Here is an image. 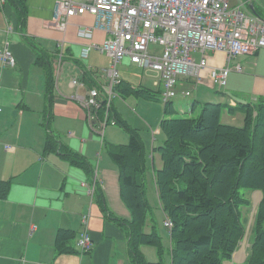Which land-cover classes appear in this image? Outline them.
Instances as JSON below:
<instances>
[{"label":"crops","instance_id":"1","mask_svg":"<svg viewBox=\"0 0 264 264\" xmlns=\"http://www.w3.org/2000/svg\"><path fill=\"white\" fill-rule=\"evenodd\" d=\"M17 1L18 6L13 0L0 1V49L8 44L15 58L13 66H3L0 61V182L9 183L6 196L0 197V264H132L127 230L114 219L129 220L131 213L121 197L118 167L106 148L107 144H126L129 135L124 129L103 124L109 117L123 119L136 130L149 133L143 136L139 132L146 153V196L152 200L153 195L158 205L154 175L162 162L155 148L163 138L155 143L154 135L160 133V125L154 123L147 108H140L143 103L135 100V95L122 96L120 92L109 110L105 107L104 114L101 110L97 114V108L88 115L75 95L85 96L89 89L96 88L102 101L109 84L106 69L110 60L94 47L85 57L82 55L88 45L103 42L107 34L92 29L94 18L87 13L72 16L65 28L50 25L56 0ZM241 1L230 3L235 6ZM251 2L264 20V0ZM243 9L251 12L249 6ZM81 29H92L91 36H82ZM154 47L150 45V50ZM43 54L49 60L51 87L47 70L38 60ZM206 60L209 67L201 70L197 86L190 78L179 80L177 97L186 100L192 96L189 110L193 101L225 104V123L243 124L240 104L254 105L264 100V48L231 59L229 65L239 66L240 70L231 71L224 86L211 78L210 67L226 66L225 54L207 52ZM120 64L121 88L162 90L157 74L151 76L149 86L146 69L136 65V70L127 58ZM73 80L77 84H72ZM186 91L190 94L186 95ZM127 101L140 108L144 121L130 115ZM163 111L164 104L160 120ZM137 119L144 128L136 125ZM49 136L55 139V146H67L84 156L92 173L73 164L56 149L46 150ZM95 187L102 191L101 197L97 198ZM252 195V201L259 198L256 191ZM159 208L162 211L160 205ZM61 229L73 234L66 242L71 251L59 252L56 248ZM86 231L92 248L81 252L77 241ZM168 244L170 251L169 230ZM247 246L249 243L240 245L233 254L235 260H245ZM143 249L150 252V248Z\"/></svg>","mask_w":264,"mask_h":264},{"label":"trees","instance_id":"2","mask_svg":"<svg viewBox=\"0 0 264 264\" xmlns=\"http://www.w3.org/2000/svg\"><path fill=\"white\" fill-rule=\"evenodd\" d=\"M13 3L20 5L17 0ZM255 14L261 18L256 10ZM38 60L47 70L51 87L49 60L44 54ZM121 82L115 85L116 94L160 100V91L121 88ZM105 104L102 100L97 114L100 110L104 114ZM163 104V118L159 122L163 141L155 148L162 166L156 170L154 181L159 205L172 222L169 228L171 264H264V100L254 105L240 104L238 109L244 114L242 126L222 121L226 107L222 103H200V111L191 116H176L171 101ZM198 105L193 101L191 112H195ZM231 110L233 108H229ZM109 120L110 117L105 124ZM115 120L129 135V140L126 144H107L106 148L118 167L121 197L131 218L114 219L127 230L132 264H161L147 261L140 250L141 245H151L157 252L162 251L158 233L144 231L149 203L143 141L139 132L126 121ZM45 148L56 149L73 164L92 173L84 156L67 146H55L52 136L47 138ZM8 186V182H0V197L6 196ZM254 191H260L262 198L249 227L247 255L243 262H234L233 254L246 235L249 221L246 213L243 218L241 208L250 209V194ZM94 193L97 198L103 195L99 187H95ZM72 236L67 230L58 231L56 248L59 252L71 251L66 242Z\"/></svg>","mask_w":264,"mask_h":264},{"label":"built area","instance_id":"3","mask_svg":"<svg viewBox=\"0 0 264 264\" xmlns=\"http://www.w3.org/2000/svg\"><path fill=\"white\" fill-rule=\"evenodd\" d=\"M249 3L250 0H242L233 6L230 0H56L49 24L65 28L72 16L87 13L94 18L92 29L107 34L103 42L88 45L82 56L94 47L110 59L106 69L109 84L103 99L109 110L117 96L113 85L120 81L117 66L126 58L157 74L163 84L159 95L162 103L174 98L176 86L183 78L192 79L197 86L201 70L209 67L207 52L225 54L226 66L210 67L211 78L224 86L229 73L240 70L239 66L229 65L231 59L264 48V20L243 9ZM92 29H81L80 33L90 37ZM150 45L155 47L150 50ZM59 48L61 59V43ZM0 61L3 66L15 64L8 44L0 49ZM72 84H77V80ZM75 97L88 115L100 105L96 88ZM109 123L114 125L115 121ZM83 219L86 222V216ZM163 223L166 228L172 227L167 217ZM77 247L81 252L91 250L92 239L87 231L81 234Z\"/></svg>","mask_w":264,"mask_h":264},{"label":"rangeland","instance_id":"4","mask_svg":"<svg viewBox=\"0 0 264 264\" xmlns=\"http://www.w3.org/2000/svg\"><path fill=\"white\" fill-rule=\"evenodd\" d=\"M232 1V0H230ZM231 4V3H230ZM103 55V61L106 62V56ZM108 58V57H107ZM109 59V58H108ZM110 60V59H109ZM131 66L133 68H136V70L138 69L136 64H131ZM117 69H123L121 67V64H118ZM140 70V69H139ZM148 73H145L146 79H147V83L149 86H152V78L151 76H154L156 73L153 70L150 69H146ZM131 73V72H130ZM177 90H176V95L174 96V98L172 99L173 104L175 106V108L178 110V113L176 114V116H191V115H196L199 111H200V104L198 105V108L196 109L195 112H191V110H189V103L192 100V96H188L186 98V100L184 98H179L177 97ZM135 100H137L138 102H142L143 106H141L140 108L142 109V107L147 108L152 115L154 116V123H159V120L162 116V105L163 103L161 102V100L159 101H155V100H149V99H141V98H136L133 97ZM117 101V99H116ZM128 102V101H127ZM128 107L130 108V115L137 117L138 119H140L141 121H144V117L142 116L141 112H140V108L137 109L136 105H132L128 102ZM133 109V110H132ZM226 112V111H225ZM112 118V117H111ZM137 119L136 121V125H138L140 128H144V125H142V123ZM222 120H223V115H222ZM224 122L225 119L223 120ZM234 125H239L242 126V123L239 121H235L233 122ZM155 125V124H154ZM107 126H114V128L123 130L122 127H120L117 123L115 125H110L108 124ZM132 126V125H131ZM138 131V130H137ZM124 132V131H122ZM138 132L142 133L141 135H145V134H149L146 130H139ZM151 136L150 135V140L151 141ZM155 137V143H158V141H161L162 139V135L160 133H156V135H154ZM147 189V188H146ZM245 191V193L249 194L250 192L248 190H243ZM254 192L251 193V195ZM253 196V195H252ZM256 196V195H255ZM146 198L148 199V203H149V212H148V217H147V223L144 227V231L145 232H150L152 230H155L158 235L161 237L162 240V251L159 253L157 252V249L154 246L151 245H141L140 246V250L142 251L145 259L147 261H160L161 264H170V252H169V244H168V230L166 229V227H164L163 225V220H164V214H162V211L159 208V205L157 204L156 198L152 195V200H149V197L146 196ZM242 211V215L243 218L245 217V213H246V217L248 218V220L251 219V214L253 211V201H252V206L250 207V209H246L245 207L241 208ZM148 224H150L149 226L151 227V229L148 231L147 230V226ZM247 239V237H246ZM247 240H245V244H247ZM143 248H150V252H145V250ZM248 248V246H247ZM152 250V251H151ZM233 261L234 262H238V260H235L233 257Z\"/></svg>","mask_w":264,"mask_h":264},{"label":"water","instance_id":"5","mask_svg":"<svg viewBox=\"0 0 264 264\" xmlns=\"http://www.w3.org/2000/svg\"><path fill=\"white\" fill-rule=\"evenodd\" d=\"M249 8H250V10H251L253 13H255V8H254V5H253L252 2L249 3ZM256 193L259 194V198H256V199L253 200V211H252V214H251V219L248 221V224H247V230H246V235H245L244 239L242 240L241 245H242V244L245 242V240H246L247 233H248V231H249V226H250L251 221H252V219H253V215H254V212H255L256 206H257V204L259 203L260 199L262 198V193H261L260 191H256Z\"/></svg>","mask_w":264,"mask_h":264},{"label":"bare ground","instance_id":"6","mask_svg":"<svg viewBox=\"0 0 264 264\" xmlns=\"http://www.w3.org/2000/svg\"><path fill=\"white\" fill-rule=\"evenodd\" d=\"M244 244H245V242H244Z\"/></svg>","mask_w":264,"mask_h":264}]
</instances>
